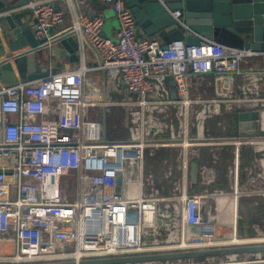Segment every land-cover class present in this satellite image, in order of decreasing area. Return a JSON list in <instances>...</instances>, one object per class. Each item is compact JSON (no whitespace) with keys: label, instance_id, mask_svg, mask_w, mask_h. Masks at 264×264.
<instances>
[{"label":"built area","instance_id":"1","mask_svg":"<svg viewBox=\"0 0 264 264\" xmlns=\"http://www.w3.org/2000/svg\"><path fill=\"white\" fill-rule=\"evenodd\" d=\"M102 1L117 18L115 40L103 34L101 15L76 17L65 31L79 37L76 68L0 85V264H77L264 243L262 231L259 239H242L236 227L238 197L252 196L255 190L246 191L240 182L264 181V137L212 139L208 127L212 120L221 126L220 119L228 114L258 110L264 131V67H242L264 64V51L208 39L198 44L175 40L162 48L154 37H136L138 25L124 0ZM53 2L27 0L22 5L30 10L34 37L46 38L47 44L55 38L52 28L63 21ZM168 11L191 34L182 11ZM85 40L100 58L93 65L84 60ZM210 74L212 80L206 78ZM167 76L173 86L165 83ZM208 88L213 96L205 95ZM117 106L125 110L127 136L122 140L107 136L103 116ZM174 145L181 147L176 156L179 179L170 197L160 192L144 165L146 155ZM222 146L231 147L233 155L226 168L230 191L210 190L217 178L211 164H197V184L204 191H190V164L200 157L201 147ZM247 147L253 160L242 180L241 155ZM228 203L234 205L235 226L225 220L218 225H229L236 242H230V234L216 238V223L211 222ZM225 258L264 264L260 253L253 259ZM184 260L182 264H193V259ZM212 263L215 258L208 256L195 264Z\"/></svg>","mask_w":264,"mask_h":264},{"label":"water","instance_id":"2","mask_svg":"<svg viewBox=\"0 0 264 264\" xmlns=\"http://www.w3.org/2000/svg\"><path fill=\"white\" fill-rule=\"evenodd\" d=\"M132 11L141 35L154 37L161 47L175 40L186 44H198L201 39L213 40L227 47L251 48L264 51V0H124ZM27 0H0V85H12L18 81L34 80L48 75L47 67H40L46 38L36 39L30 24L23 22L18 13L11 11L24 5ZM72 3L80 14L76 0ZM179 9L182 19L191 30L188 33L171 16L168 10ZM13 14H15L13 16ZM89 16H92L88 13ZM87 41V40H86ZM78 40L72 33H65L49 45L54 52L68 54L71 60H78ZM87 43L95 50L93 45ZM96 51V50H95ZM97 52V51H96ZM99 58V55H98ZM100 60V58H99ZM165 83L173 86L169 76ZM172 97H175L173 88ZM258 110L241 111L236 115L237 138L264 137L259 128ZM105 118H103V122ZM197 163L190 164V182L198 180ZM256 177V176H254ZM119 179V178H118ZM120 183V179H119ZM119 183L117 191H119ZM264 257V243H243L239 245L186 250L154 254L92 258L77 264H124L145 261L177 260L212 256L218 262L222 257L233 255L234 259ZM30 264H76L74 261L43 262Z\"/></svg>","mask_w":264,"mask_h":264},{"label":"rangeland","instance_id":"3","mask_svg":"<svg viewBox=\"0 0 264 264\" xmlns=\"http://www.w3.org/2000/svg\"><path fill=\"white\" fill-rule=\"evenodd\" d=\"M90 77L91 74H89ZM116 95L112 93V97H115ZM90 116L94 117V114H90ZM103 116H106V132H107V136L112 139V140H122L123 138H125L127 136V132L124 128V118H125V110L120 107H112L110 108L108 111H106L105 113H103ZM225 131V129H220V132ZM217 137V136H216ZM181 147L174 145V146H170V147H161V148H157L154 150L153 155H146L145 158V162L147 163V172H150L155 185L160 189V192L163 195H168V196H173L174 195V188H175V183L178 182L179 179V170L177 169L178 164H177V153L180 150ZM248 148V147H247ZM161 161L159 164H156L157 167V171L153 170L154 166L153 164H151V162H155L157 163V161ZM246 167H244V173H243V177H241V179L243 180V178L245 177V173H246ZM215 170L217 171V168H215ZM241 175V173H240ZM229 188H231L232 182L229 180ZM241 187H244L246 191H250V189H255L254 194L252 196H258L259 201L264 204V181H256V183H248L245 181H241L240 182ZM194 190L197 192L202 193L204 191V186L199 184V187L196 185L193 186ZM210 190H213V188H218L216 187L214 184L212 186V188L209 186ZM223 191H226L224 189H222ZM230 191V190H229ZM228 191V192H229ZM227 192V191H226ZM242 196H247V195H242ZM254 203H258V202H254ZM238 208H240L239 212H243L245 213L246 209L244 208V206H239V202H238V206H237V218L239 215L238 212ZM216 212L213 213V215H215ZM232 204L228 203L221 212L216 213V217L215 219L211 220V222L214 224L216 223V227H214V230L217 228V232L215 233L216 238H222L225 235H228L231 233L232 228H230L229 225H221V228L218 226V222H221L223 220H225L227 223L228 222H232ZM237 227V226H236ZM212 228V227H211ZM227 228V229H225ZM251 228L254 229V234H253V238L255 237H260L257 233H259L260 231H262L259 227V224L254 222L251 225ZM211 230V229H210ZM263 232V231H262ZM238 233V237L245 239V238H250V237H242L239 232ZM264 233V232H263ZM248 257V254L245 255L244 258ZM204 257H199V258H195L193 259V264L195 263H201L202 261H204ZM220 260H222L223 262H226V258L222 257ZM172 262V264H177V260H170ZM183 262H186L185 260H182Z\"/></svg>","mask_w":264,"mask_h":264},{"label":"crops","instance_id":"4","mask_svg":"<svg viewBox=\"0 0 264 264\" xmlns=\"http://www.w3.org/2000/svg\"><path fill=\"white\" fill-rule=\"evenodd\" d=\"M76 2L80 14L75 9L72 0H54L53 5L56 8L62 10L63 12L62 23L53 27L51 30V35L55 36L54 39L65 34L66 28L71 26L73 20L76 17L89 16L88 13H90L91 15H96V14L101 15L104 19V24L102 27L103 34L111 38L112 40L116 39V30L118 28V21L110 5L104 3L102 0H76ZM11 11H13L15 14L18 13L19 17L22 19L23 22H27L29 24L32 22V17L30 15L29 9L20 6L12 9ZM15 14H13V16ZM73 36L77 40L79 39V37L76 36L75 34H73ZM143 36H147V35H141L138 32L136 34V37L138 38ZM84 55H85L84 56L85 63L88 65H93L97 63V61L99 60L98 53L87 43L86 40L84 42ZM43 56L47 58H43V60H41L38 63V65L40 67H47L48 73H53L65 69H74L80 64V59L71 60L67 53L60 54L54 52L51 48H49V46L45 48ZM242 67L259 68V67H264V64L261 61H256L254 63L248 62V63H242ZM212 77L213 76L211 74L206 76L208 80H212ZM197 93L198 92L195 93L193 92V94H197ZM205 95L213 96L212 89L208 88ZM261 95L264 96V82L262 83L261 86ZM197 186L199 187V183L197 184ZM219 227L221 228V226Z\"/></svg>","mask_w":264,"mask_h":264},{"label":"trees","instance_id":"5","mask_svg":"<svg viewBox=\"0 0 264 264\" xmlns=\"http://www.w3.org/2000/svg\"><path fill=\"white\" fill-rule=\"evenodd\" d=\"M48 111L51 112L50 106L47 108ZM223 122L221 126H217V120H212L208 122L209 127V136L212 139L216 138H234L237 135V120L236 114H228L224 118L220 119ZM224 127V128H223ZM220 129H225V131L220 132ZM217 136V137H216ZM200 157L195 159V162L198 165L201 164H211L215 168H217V178L215 181V186L229 191V180L227 176V166L232 160V152L231 147L222 146L219 148L216 147H201ZM214 154H216L217 158L214 161ZM253 160V153L251 147L243 148L241 155V177H243V171L245 166L251 165ZM161 161L151 162V164L155 165L153 170L157 171L156 164H159ZM144 169L147 172V163L145 162ZM197 182L190 184V191L193 190V186L196 185ZM258 203H254V202ZM239 206H244L246 209L245 213L239 212L240 208H238V218H237V231L242 237H251L254 234V229L251 228V225L256 222L259 224L260 229L264 232V204H262L258 196H240L238 197Z\"/></svg>","mask_w":264,"mask_h":264},{"label":"bare ground","instance_id":"6","mask_svg":"<svg viewBox=\"0 0 264 264\" xmlns=\"http://www.w3.org/2000/svg\"><path fill=\"white\" fill-rule=\"evenodd\" d=\"M55 40V39H54ZM53 42V41H52ZM51 42V43H52ZM50 43V44H51ZM50 44H47L48 46L50 45ZM236 204V203H235ZM233 208H234V205L232 206V222H233V226H235V212H234V210H233ZM229 235V234H228ZM252 237V236H251ZM228 238H230L229 240H230V242H232V241H234V242H236L237 240H238V238L235 236V235H233V233H230V236L228 237ZM256 239H259L258 237H255ZM262 238H264V236H262L261 237V239ZM252 240H255V239H252ZM214 241V240H213ZM215 243V242H214ZM231 260H233V259H231ZM248 264H260V263H258L257 261H248L247 262ZM212 264H237V262L236 261H230V260H227L226 262H223L222 260H220V261H218V262H216V263H212Z\"/></svg>","mask_w":264,"mask_h":264}]
</instances>
